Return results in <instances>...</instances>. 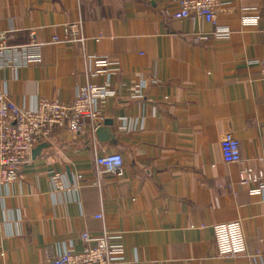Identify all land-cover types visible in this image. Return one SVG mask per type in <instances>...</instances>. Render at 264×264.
<instances>
[{
  "label": "crops",
  "instance_id": "obj_1",
  "mask_svg": "<svg viewBox=\"0 0 264 264\" xmlns=\"http://www.w3.org/2000/svg\"><path fill=\"white\" fill-rule=\"evenodd\" d=\"M177 2L0 0V32L19 48L0 92L15 105L69 104L85 84L113 92L97 107L102 121L58 127L0 188V264H52L82 250V233L103 231L122 248L118 264H264V190L239 184L243 169L264 182V82L250 64L264 57V0H218L229 37L198 43L212 26L174 20ZM71 23L84 42L50 44ZM31 34L39 47H25ZM225 134L239 143L238 164L222 161ZM111 153L121 178L97 172L95 159ZM230 222L245 253L221 258L212 227Z\"/></svg>",
  "mask_w": 264,
  "mask_h": 264
},
{
  "label": "built area",
  "instance_id": "obj_2",
  "mask_svg": "<svg viewBox=\"0 0 264 264\" xmlns=\"http://www.w3.org/2000/svg\"><path fill=\"white\" fill-rule=\"evenodd\" d=\"M218 0H178L177 11L172 15L174 20L199 19L212 26L209 35L198 34L194 42H205L209 37L227 39L229 30L217 23L216 9ZM257 18L243 16L241 24L256 26ZM63 39L56 36L50 44L83 43L79 23L63 27ZM30 42L25 47L37 48L31 34ZM19 48L8 44L7 34L0 32V69L9 67L11 58L17 56ZM97 65L104 68L107 60L94 57ZM38 59L35 62L38 63ZM259 69L260 79L264 82V57L253 60ZM113 96L109 84L99 86L85 84L77 90L75 99L69 104L58 101L40 100L33 110H24L15 105L6 93L0 92V188L15 182L20 166L29 159L31 150L38 144L47 141L53 132L63 125L72 132L82 131L85 122L97 124L102 117L97 111L99 102ZM220 152L225 164H238L241 160L239 143L231 134H225L220 141ZM99 175L107 174L114 178L123 175V160L117 153L104 154L95 159ZM262 175L255 176L250 169L239 172V184L250 189L251 194H261L264 190ZM99 218V217H97ZM214 243L218 257L235 258L245 253V241L241 225L238 222L221 223L212 227ZM83 248L80 252H58L52 264H118L122 248L112 245L104 231L99 236L84 232L80 235Z\"/></svg>",
  "mask_w": 264,
  "mask_h": 264
},
{
  "label": "water",
  "instance_id": "obj_3",
  "mask_svg": "<svg viewBox=\"0 0 264 264\" xmlns=\"http://www.w3.org/2000/svg\"><path fill=\"white\" fill-rule=\"evenodd\" d=\"M104 125L105 126H110L111 125V122L110 121H106V122H104ZM101 132V129L100 128H98L97 129V131H96V134H98V133H100ZM47 147V144L46 143H40V144H38V145H36L32 150H31V158H35L38 154H39V152L42 150V149H44V148H46Z\"/></svg>",
  "mask_w": 264,
  "mask_h": 264
}]
</instances>
